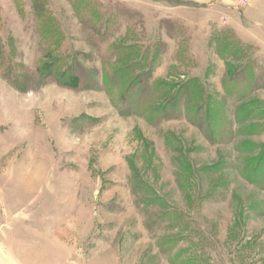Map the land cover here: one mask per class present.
<instances>
[{
  "label": "rangeland",
  "instance_id": "374dc122",
  "mask_svg": "<svg viewBox=\"0 0 264 264\" xmlns=\"http://www.w3.org/2000/svg\"><path fill=\"white\" fill-rule=\"evenodd\" d=\"M0 264H264V0H0Z\"/></svg>",
  "mask_w": 264,
  "mask_h": 264
},
{
  "label": "trees",
  "instance_id": "16d2710c",
  "mask_svg": "<svg viewBox=\"0 0 264 264\" xmlns=\"http://www.w3.org/2000/svg\"><path fill=\"white\" fill-rule=\"evenodd\" d=\"M200 84H202V83H200ZM201 86H202V85H201ZM200 93H201V92H199V95H200ZM195 96H196L197 98L200 99V97L198 96V93H197V92H195ZM192 107H194V105H192Z\"/></svg>",
  "mask_w": 264,
  "mask_h": 264
},
{
  "label": "crops",
  "instance_id": "0c3cea01",
  "mask_svg": "<svg viewBox=\"0 0 264 264\" xmlns=\"http://www.w3.org/2000/svg\"><path fill=\"white\" fill-rule=\"evenodd\" d=\"M256 25V24H255ZM254 25V26H255ZM260 28V27H259ZM254 38H252V37H248V40H250V42H253L254 40H253Z\"/></svg>",
  "mask_w": 264,
  "mask_h": 264
}]
</instances>
